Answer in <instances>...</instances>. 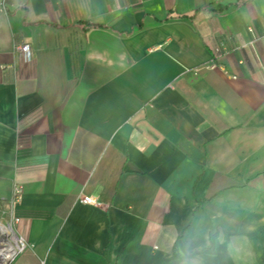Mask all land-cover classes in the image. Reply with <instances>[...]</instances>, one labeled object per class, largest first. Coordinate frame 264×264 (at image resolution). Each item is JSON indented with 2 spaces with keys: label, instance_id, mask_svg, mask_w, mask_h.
<instances>
[{
  "label": "crops",
  "instance_id": "0c3cea01",
  "mask_svg": "<svg viewBox=\"0 0 264 264\" xmlns=\"http://www.w3.org/2000/svg\"><path fill=\"white\" fill-rule=\"evenodd\" d=\"M9 227V264H264V0H6Z\"/></svg>",
  "mask_w": 264,
  "mask_h": 264
},
{
  "label": "built area",
  "instance_id": "2783aa9c",
  "mask_svg": "<svg viewBox=\"0 0 264 264\" xmlns=\"http://www.w3.org/2000/svg\"><path fill=\"white\" fill-rule=\"evenodd\" d=\"M5 7H6V0H0V13L5 11ZM20 49L26 53V58L29 59L30 58V50L28 49V46L23 45V47H21ZM13 191H14L13 198L16 200L21 196L22 190H21L20 186L15 185ZM81 201L83 203H94V204L96 203L93 199H91L90 197H86V196H84V198H82ZM10 231H11V228H10ZM11 233H12V231H11ZM13 236L15 237V246H14L15 248L13 250V253L11 254V257L9 258V261L12 260L16 254H18V253H20L26 249L25 239L22 236H18L15 234H13Z\"/></svg>",
  "mask_w": 264,
  "mask_h": 264
},
{
  "label": "bare ground",
  "instance_id": "6f19581e",
  "mask_svg": "<svg viewBox=\"0 0 264 264\" xmlns=\"http://www.w3.org/2000/svg\"><path fill=\"white\" fill-rule=\"evenodd\" d=\"M8 242L5 245H2L0 247V264H5L7 263V261L9 260V258L11 257V254L13 253L14 250V246H15V237H9L8 239H6ZM12 241V242H11ZM0 242H2L0 240Z\"/></svg>",
  "mask_w": 264,
  "mask_h": 264
},
{
  "label": "trees",
  "instance_id": "16d2710c",
  "mask_svg": "<svg viewBox=\"0 0 264 264\" xmlns=\"http://www.w3.org/2000/svg\"><path fill=\"white\" fill-rule=\"evenodd\" d=\"M84 25H88V23L86 22H83ZM88 26H99V25H96V24H92V25H88ZM215 238H216V233H213L212 235L209 236V245L207 246H202L201 248H199V250H196V251H193V252H190L187 256L188 257H192L194 255H198L199 253H213V250H214V244H215Z\"/></svg>",
  "mask_w": 264,
  "mask_h": 264
},
{
  "label": "water",
  "instance_id": "95a60500",
  "mask_svg": "<svg viewBox=\"0 0 264 264\" xmlns=\"http://www.w3.org/2000/svg\"><path fill=\"white\" fill-rule=\"evenodd\" d=\"M10 262H7V263H5V264H9Z\"/></svg>",
  "mask_w": 264,
  "mask_h": 264
},
{
  "label": "rangeland",
  "instance_id": "374dc122",
  "mask_svg": "<svg viewBox=\"0 0 264 264\" xmlns=\"http://www.w3.org/2000/svg\"><path fill=\"white\" fill-rule=\"evenodd\" d=\"M7 262H9V260Z\"/></svg>",
  "mask_w": 264,
  "mask_h": 264
}]
</instances>
